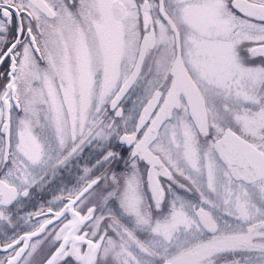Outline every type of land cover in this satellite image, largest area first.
Masks as SVG:
<instances>
[{
	"label": "snow or ice",
	"instance_id": "1",
	"mask_svg": "<svg viewBox=\"0 0 264 264\" xmlns=\"http://www.w3.org/2000/svg\"><path fill=\"white\" fill-rule=\"evenodd\" d=\"M0 264H264V0H0Z\"/></svg>",
	"mask_w": 264,
	"mask_h": 264
}]
</instances>
